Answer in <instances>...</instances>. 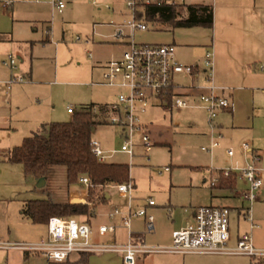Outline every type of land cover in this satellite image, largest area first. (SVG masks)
I'll use <instances>...</instances> for the list:
<instances>
[{"label":"rangeland","instance_id":"rangeland-1","mask_svg":"<svg viewBox=\"0 0 264 264\" xmlns=\"http://www.w3.org/2000/svg\"><path fill=\"white\" fill-rule=\"evenodd\" d=\"M6 1L16 8L14 16L11 6H3ZM62 1L65 7L62 13H58L52 12L51 0H0V76L10 71L2 59L13 54L17 66L14 72L25 76L30 72L32 77V80L25 77L23 82L8 86L0 84V241L8 243H33L46 235L45 224H33L20 213L27 201L51 198L65 203L71 193L65 166H50L42 177L44 184L38 186L40 179L28 174L24 163L6 160L8 150L20 145L39 128L40 124L34 123L38 118L46 119V122L70 121L73 113L67 112V107L79 112L91 102L112 101L118 92L103 83L102 68L117 59L124 49L112 36L114 26L128 18L122 0ZM176 2L182 3L183 0ZM147 26L146 30L134 32V42L160 44L174 40L177 45L189 46L203 43L211 35V29L202 26L172 27L156 22H148ZM12 33L21 42L10 44ZM199 47L192 49L196 48L194 52L198 54ZM174 81L181 85L189 83L187 77L180 75L174 77ZM233 98L232 117L229 114L225 118L222 130L225 141L212 155L200 149L209 144L202 135L205 127L200 109L170 110L161 105V108L150 107L145 114L161 139V144L152 147L149 159L136 156L130 160L123 153H115L106 159V162L130 165V177L135 185L132 196L136 199L133 208H137L147 196L156 203L151 210L155 225L153 232L145 230L142 217L131 220V231L144 233L143 243L170 244L168 237H171L173 223L184 221L193 206L209 204L212 191L207 184L209 168L227 167L237 156L243 159L240 152L243 142H248L251 149H261L252 152L260 154L256 164L264 169V91L246 90L234 94ZM155 102L154 99L152 105ZM92 140L99 142L103 150H118L122 144L119 130L102 122L95 125ZM228 148L233 149L235 156L227 155ZM166 167L169 171L160 174L159 171ZM74 186L80 188L81 185ZM109 191L112 194L106 204L96 202L90 206L88 214L74 218L89 222L95 215V206L100 204L92 222L107 223L106 213L111 206L123 209L128 203L127 198L114 190ZM102 192L95 188L91 196L96 198ZM76 193L87 197L88 201L91 197L88 191L85 193L79 189ZM225 193L233 195L229 191ZM221 203L238 205L239 201L230 197ZM252 208L257 224L252 230V238L258 247L264 248V202L257 201ZM229 210V232L234 237L235 209ZM118 222L117 218L113 220L117 225ZM239 228L240 232L247 228L246 222L241 220ZM107 238H110L109 234L97 236L96 240L102 242ZM115 238L116 242L124 241L126 234L117 230ZM186 259V264H250L252 261L251 257L243 255H186ZM142 260L144 264H174L167 255L157 253L138 255L137 264ZM0 264H46V260L40 253L30 250L0 249ZM85 264L123 262L120 253L97 252L90 254Z\"/></svg>","mask_w":264,"mask_h":264},{"label":"built area","instance_id":"built-area-1","mask_svg":"<svg viewBox=\"0 0 264 264\" xmlns=\"http://www.w3.org/2000/svg\"><path fill=\"white\" fill-rule=\"evenodd\" d=\"M122 1L128 18L117 26L112 36L116 42L124 45V49L117 59L109 61L102 69L104 84L116 88L118 92L113 102L93 104L89 109L95 120L107 123L119 130L122 144L118 150L105 151L99 142L92 140V153L99 162H104L115 152L132 156L136 137L145 151L150 150L153 144L150 141L147 128L142 122V116L154 99L159 103H167L170 99V108L172 109L201 108L205 111L210 141L202 149L212 155L215 149L222 147L224 138L216 123L217 116L222 110L232 106L227 96L216 92L212 47L204 51L200 63L206 91L199 94L196 102H191L179 95L173 96L174 75H197L198 65L180 62L176 58L175 46L171 43H136L132 36L136 30H146L148 27V22L142 19L145 8L173 5L174 0ZM7 4L8 2H5V5ZM51 4L58 11H61L65 6L62 0H51ZM139 14L140 17H138ZM2 63L10 70L17 68L16 58L13 54L6 55ZM260 69L262 70L263 67L261 66ZM23 80V76H13L9 80V84L23 82ZM169 89H171L170 94ZM67 110L69 113L74 112L71 107H68ZM240 152L243 161H233L227 167L209 168L210 177L207 182L210 187H216L222 181L229 186L232 185L233 195L241 202L237 208L238 214L249 222V228L252 229L256 226L252 218V206L259 200L258 194L264 184L262 169L256 165L259 155L252 152L248 142L241 144ZM226 153L229 157H233L235 154L232 148H228ZM167 171H169L168 167L163 171L160 170L159 173ZM238 181L243 182L244 186L237 188L235 184ZM78 182L82 192L86 193L89 189L95 188L102 191L114 189L120 196L128 199L125 210L111 206L108 212L110 221L116 217L121 218L120 227L126 230L128 236L125 243L95 242L93 240L94 230L86 222L74 217L52 216L46 224L45 238L34 243L0 241V249L18 248L34 251L40 253L48 264L63 263L73 253L111 251L121 253L123 264H137L138 255L151 253L244 255L254 260L264 261V249L254 246L250 232L239 235L233 244L230 243V210L228 207L197 206L193 211V221L173 231L169 245H149L142 241L133 242L130 239L132 218L143 217L146 229L148 231L153 229V216L147 213L146 207L133 208L131 194L134 185L130 179L122 183L94 186L89 176L80 175ZM145 202L146 206L155 205V201L150 197L146 198ZM115 229L116 225L110 222L99 225L96 232L99 236H105L113 233Z\"/></svg>","mask_w":264,"mask_h":264},{"label":"crops","instance_id":"crops-1","mask_svg":"<svg viewBox=\"0 0 264 264\" xmlns=\"http://www.w3.org/2000/svg\"><path fill=\"white\" fill-rule=\"evenodd\" d=\"M6 2H8V1H6ZM174 2H175L174 4L210 5L212 7V10H213V23H212V27L209 28V29H211V35H210L209 40L204 41L203 43H200L198 45L180 46V45H177L174 40H172L170 42H164V43H171L175 46L176 58L180 62L186 63V64L198 65V68H197L198 74L197 75H193V76H188L185 74L174 75V77H176L178 75L187 77L189 79V83L187 85H181L180 83H177L176 81H174V77H173V85L174 86H173V90H172V95L173 96L179 95V96H182V97L188 99L191 102H196L198 100L199 94L206 91V83L204 81L203 71L201 69L200 63H201V59H202L204 51L207 48L212 47V49L214 51V85H215L216 92H218L219 94H223V95L227 96L229 98L231 104H232L231 108L222 110L217 116L216 123H217L219 130L222 132V130L224 129L225 118L228 117L229 114L231 115L230 117H232V114L234 111V107H235L234 98H233L234 94H236V93L238 94L242 91L253 90V89L261 90L262 92L264 91V0H183L182 3H177L176 0H174ZM3 6L4 7L11 6L10 11L12 12V14L14 16V14L16 13V8L10 2H8L7 5H5V3H3ZM51 6H52V4H51ZM62 10L58 11L55 7L52 6V12L56 11L58 13H62ZM123 11L127 14L125 9ZM123 11L118 10V12L121 14H123ZM20 20L21 19H15L14 21H20ZM123 22H124V20H123ZM117 26H119V25H117ZM117 26L116 25L114 26V29L112 31V35H113L114 31L116 30ZM9 41H10V44H13V43L17 44V43L21 42L16 36L13 35V33L11 34ZM115 43L117 45H119V47L124 48L123 44H120L116 41H115ZM195 46H200L198 49V54L194 52V49H196V48L192 49V47H195ZM17 57L19 58L20 56L18 55ZM261 66L263 67L262 70L260 69ZM15 70H10L9 74H5L4 76H0V84H4L6 86L12 84V83L9 84V80L13 76H23L24 79H25V77H27L28 80H32L30 72L27 73V75L25 76V75L16 74L14 72ZM97 85H99V84H97ZM115 97H116V95L113 96V100L110 102L97 101V102H91L89 104L111 103L115 100ZM152 103L149 106V108L152 106H153V108L154 107L155 108H161V105H163L165 107H168L170 110L172 109V108H170V99L167 101V103L166 102L159 103L158 101L155 102L154 105H152ZM89 104H86V105H89ZM187 109H200L202 111L203 115H202L201 122H202L203 126L205 127V132H203L202 135H204L208 139V141H210L209 129H208V126L206 123L205 111L201 108H185V109H180V110H187ZM67 112H68V110H67ZM75 113H77V112L74 110L73 115ZM144 115L142 116V122L145 124V126L147 128V131H148V134L150 137V141L153 144L152 147L159 144V143L161 144L160 133H158L157 131L154 130L152 122L146 117V115L145 116ZM46 121H47L46 119L38 118L37 121L34 123L37 125V124H41V123L46 122ZM31 134H32V132H31ZM137 141H138V143H137ZM224 141H225V138H223V142ZM152 147L150 148V150L145 151L144 148L141 146L138 137H136V145L134 147L133 155L129 156L125 153H123V154H125L130 160H132L136 156L149 159V152L151 151ZM202 147H204V146H201L200 149H201V151H204L202 149ZM138 149H140V150H138ZM252 150H254V149H252ZM256 150L258 152L261 151V149H255L254 151H256ZM105 151H110V150H105ZM204 152H206V151H204ZM258 152H256V153L260 156V154ZM115 153H122V152H115ZM115 153L111 154L107 158L112 157ZM234 156H235V154H234ZM238 160L243 161L242 158L237 156L234 159V161H238ZM111 163H117V162H111ZM129 169H130V165H129ZM129 176H130V174H129ZM262 176H263V182H264V169H262ZM209 177H210V175H209ZM129 179L133 182V185H134L133 179L131 177ZM238 182H241V181H238ZM238 182L235 184V186L237 188H239ZM240 184H241L240 185L241 187L244 186L243 182H241ZM233 187H234V185H233ZM69 188L71 189L70 190L71 193H69V195L67 197L68 203H69V199H70L71 195H74V196L81 195L79 193L78 194L76 193V191L79 190L78 187L70 186ZM210 188L212 191L210 193L209 204H203V205L225 206V207H228L229 209H232V208L235 209L234 215H235V223H236V235L234 237H232L230 234V237H231L230 243L233 244L235 242V240L237 239V237L239 235L245 233V232H250L251 238H252V230L255 227H257V224L255 223L254 218H253V208H252V218H253V222L255 223L256 226L254 228L250 229L249 228V222L244 217L240 216V214H238L237 208L241 205V202L239 200H238L239 201L238 205H223L221 203L222 201H225L230 197H235L234 195H228L225 193V191H229V192L233 193L232 185L230 184V186H229L226 182L222 181L216 187H210ZM109 190H114V189L103 190L102 193L104 194L106 201L104 203H100V204H106L107 201L110 200L112 193ZM258 195H259L258 201L264 202V184H263L262 189L259 191ZM131 196H132V194H131ZM148 197L151 198V196H147L146 198H148ZM145 199L141 202V204L138 205V207L145 206L147 213L148 214L150 213V215H151V210L156 205V203L153 206H146ZM86 200H87V204L90 205V202L88 201L87 197H86ZM135 200H136L135 197L132 196V205H133ZM213 202H220V204H213ZM100 204H98L97 206H99ZM203 205H198V206H203ZM97 206H95V208H94L95 215L90 218L89 222L84 220V219L83 220L79 219L80 221L86 222L87 224H89L93 228V230H94L93 231V240L95 242H99L96 240L97 236H99L96 232L97 227L101 224H108L110 222L113 223V220L110 221V219L108 218L109 210H107V213H106V217L108 219L107 223L96 224V223L92 222V219H94L97 215L96 214V207ZM126 206H124L122 208L125 210ZM196 207L197 206H193L189 210V214L184 221L182 220L180 222H177V223L174 222L173 223V225L170 228L171 234L173 231L183 227L184 225L188 224L189 221L193 220V211ZM123 209H121V210H123ZM116 218L119 220V222H118L119 225L114 223L116 225L115 231L113 233H109L110 238L105 239V241H102L101 243L111 242L114 244H123L128 240L126 230L120 227L121 226V224H120L121 218L120 217H116ZM137 218H140V217H137ZM132 219H134V218H132ZM141 219L144 223L145 230L147 232H153L155 229L154 218H153V229L151 231H148L146 229L145 219L143 217ZM241 220L246 222L247 228L243 229V231L240 232L239 223ZM229 222H230V219H229ZM117 230L122 231L126 234V240L116 242L115 235H116ZM130 230H131V221H130ZM46 234H47V232H46ZM143 235H144V233H142V232L131 231L130 239L133 242L141 241V240H144ZM45 237H46V235H45ZM45 237H43V238H45ZM43 238H40V240ZM168 238L171 239V237H168ZM36 242H38V241H36ZM252 242L256 248L264 249V248L258 247L259 244L253 238H252ZM111 252H114V251H111ZM93 253H97V252L73 253L68 257V259L65 262H63V263H51V264H82V263L85 264V263H87L88 256L90 254H93ZM117 253H120V252H117ZM157 254L167 255L168 257L171 258V261H173L174 264H186V261H188V259H186V255H218V254H197V253H187V254L157 253ZM253 260L254 259H252V262H253ZM261 261L264 264V261L263 260H261ZM46 264H48L47 261H46ZM139 264H144L143 260Z\"/></svg>","mask_w":264,"mask_h":264},{"label":"trees","instance_id":"trees-1","mask_svg":"<svg viewBox=\"0 0 264 264\" xmlns=\"http://www.w3.org/2000/svg\"><path fill=\"white\" fill-rule=\"evenodd\" d=\"M140 17V14L138 15ZM147 22L168 24L172 27L202 26L211 28L213 10L204 4H173L147 7L143 18ZM171 89H169V94ZM169 98V97H168ZM93 104L84 106L70 121L43 122L22 143L14 146L6 155L12 163H24L26 172L36 179L44 177L50 166L66 168L67 186H74L80 175L90 177L94 186L122 183L130 176L126 163L99 162L91 151L92 132L98 123L89 111ZM94 189H89V196ZM91 199V201H90ZM88 204L58 203L51 198L27 201L20 213L33 224H47L52 216L80 217L90 212V206L106 201L104 194L90 197ZM250 264H263L253 260Z\"/></svg>","mask_w":264,"mask_h":264},{"label":"water","instance_id":"water-1","mask_svg":"<svg viewBox=\"0 0 264 264\" xmlns=\"http://www.w3.org/2000/svg\"><path fill=\"white\" fill-rule=\"evenodd\" d=\"M39 179L40 180H39L38 186H41L44 184V180H43V178H39ZM69 203L70 204H87V200L82 195H79V196L71 195V197L69 199Z\"/></svg>","mask_w":264,"mask_h":264}]
</instances>
